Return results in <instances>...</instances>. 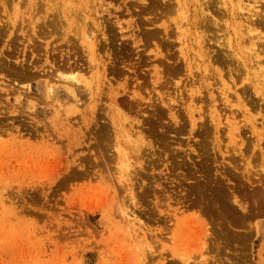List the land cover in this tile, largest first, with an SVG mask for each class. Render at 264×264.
I'll return each mask as SVG.
<instances>
[{
	"label": "rangeland",
	"instance_id": "rangeland-1",
	"mask_svg": "<svg viewBox=\"0 0 264 264\" xmlns=\"http://www.w3.org/2000/svg\"><path fill=\"white\" fill-rule=\"evenodd\" d=\"M263 70L264 0H0V264H264Z\"/></svg>",
	"mask_w": 264,
	"mask_h": 264
},
{
	"label": "bare ground",
	"instance_id": "bare-ground-1",
	"mask_svg": "<svg viewBox=\"0 0 264 264\" xmlns=\"http://www.w3.org/2000/svg\"><path fill=\"white\" fill-rule=\"evenodd\" d=\"M75 17H76V15H75ZM78 30V29H77ZM79 32V31H78ZM91 35V34H90ZM87 38V37H86ZM88 41V40H87ZM259 47V46H258ZM262 48V47H261ZM264 71V70H263ZM262 74V73H261ZM264 74V73H263ZM62 75V74H61ZM61 78H67L66 76L65 77H63V75L62 76H60ZM263 170V169H262ZM263 191H264V189H262ZM261 199H262V202H261V204H262V206H264V193H262V196H261ZM259 202H257L256 200H254V205H257ZM229 221H230V219H229ZM235 231H237V230H235ZM214 235H215V233H214ZM239 236V235H238ZM213 237V236H212ZM228 260H230V259H228ZM231 261V264H234V263H232V260H230ZM234 262V261H233Z\"/></svg>",
	"mask_w": 264,
	"mask_h": 264
},
{
	"label": "flooded vegetation",
	"instance_id": "flooded-vegetation-1",
	"mask_svg": "<svg viewBox=\"0 0 264 264\" xmlns=\"http://www.w3.org/2000/svg\"><path fill=\"white\" fill-rule=\"evenodd\" d=\"M231 252V251H230Z\"/></svg>",
	"mask_w": 264,
	"mask_h": 264
}]
</instances>
